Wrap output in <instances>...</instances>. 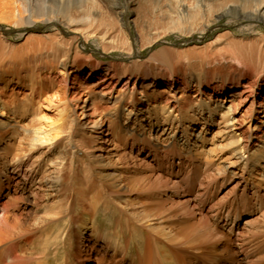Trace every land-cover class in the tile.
<instances>
[{
    "label": "rangeland",
    "instance_id": "rangeland-1",
    "mask_svg": "<svg viewBox=\"0 0 264 264\" xmlns=\"http://www.w3.org/2000/svg\"><path fill=\"white\" fill-rule=\"evenodd\" d=\"M126 1L120 0L118 10L122 12V17L119 24L130 36L131 51L121 48L122 35L118 33L117 26L112 30L111 37H115L118 43L104 44L83 31L68 29L57 20L37 19L33 25H18L13 23L12 18L3 19L2 14L12 6V2L21 6V0H0V71L10 77L23 61L28 62V66L41 65L42 62L33 61L32 57L35 53L47 52L49 56L44 63L51 69L49 75L46 70L37 72L46 87L39 100H30L27 88L18 89L20 93L17 90L12 92L13 88L6 91L4 99L8 109L4 111V120L18 122L19 126L31 131L37 130L38 140L40 133L45 135L47 130L50 135L57 133L59 127L54 120H57L58 111L48 104V100L56 102L53 98L58 95L59 73L65 66L68 71L71 66L109 63L145 68L149 65L159 67L160 60L166 59L171 66L178 68L188 52L199 53L197 61L207 56L215 40L222 38L218 46L221 50L231 40L238 43L243 37L264 35L262 23H254V33L246 30L242 33L245 22L229 16L218 19L206 31L193 21L182 22L177 17L172 20L169 18L172 13L170 7L175 8V0H136L134 7L126 6ZM186 3L192 13L195 3L192 0ZM101 5L100 15L111 14L110 20H114L112 8L105 1ZM142 27L145 33L141 31ZM145 29H149L150 33ZM139 31L148 36L142 37ZM231 33L234 36L230 37L231 40L227 39ZM250 63L249 68L257 65L252 61ZM258 64L257 69L261 72L264 60ZM222 65L224 63L218 64L216 60L212 68ZM64 78L67 79L65 84L70 86L74 76ZM99 102V99L90 100L88 109H85H93L97 103L102 106L103 103ZM73 103L70 104L71 114L77 120V128L83 116L82 110H75ZM159 115H163L162 112ZM119 121L122 124L125 122L122 112ZM82 123L86 133L96 135L94 140L91 139L93 150L97 155H103L104 162L92 163L89 167L82 164L81 158H85L86 153L74 129L67 131L68 134H61L62 139L54 144L55 147L36 143L26 153L24 148L27 145L25 140L22 141L21 129L14 135L7 133V129L0 133V179L4 180L13 173L23 175L26 172L27 176H31L25 181L26 185L18 188L17 194H12L20 199L13 202L7 210L8 214L5 213L10 222L17 217L11 229V239L18 243L19 252L21 247L27 250L31 264H66L67 258L68 264H89V261L82 260L79 248L83 239L91 236L94 225L99 232L93 242L102 252L106 264H169L170 261L177 264V259L182 264H229L234 248L243 249L242 253L251 257L252 264H264V176L260 167L250 172L248 169L243 171L240 165L231 164L229 158L233 148L221 149L226 142L219 140L218 127L210 128L204 139L199 135L202 127H195L194 133L189 135L196 143V146H191L194 155L190 158L192 160L183 159L181 163L179 145H166L163 150L153 147L154 137L165 128L163 122L158 125L144 123L142 133L133 137L126 133L119 136V131L108 130L106 122L95 128L85 119ZM155 128L160 129L159 134H156ZM166 132L169 134L171 130ZM69 134L72 137L67 138ZM6 135H11V139L5 138ZM166 137L169 136H160V139ZM103 138L108 142L102 143ZM132 140H135L133 147ZM63 153L67 161L58 193L46 190V187L41 192L39 188L46 186L60 172L57 164ZM26 154L29 155L25 156L19 171L18 165ZM70 158H73V164ZM115 174L122 177L123 188L113 186L110 177ZM59 205L70 210L68 218L66 214L56 217L54 209ZM74 205L91 206L93 219L86 222L85 216L79 215V207ZM221 209H224L222 216ZM236 210L240 219L234 221ZM67 220H71V226ZM131 223L139 229L133 237L130 236ZM69 231L71 237L65 242ZM231 234L234 235L232 239ZM235 235L239 237L234 244ZM117 236L125 237L124 248L116 247L114 241ZM27 240L32 241L31 248L26 245ZM167 250L173 251L174 255L164 253ZM26 253L22 254L25 256Z\"/></svg>",
    "mask_w": 264,
    "mask_h": 264
},
{
    "label": "bare ground",
    "instance_id": "bare-ground-1",
    "mask_svg": "<svg viewBox=\"0 0 264 264\" xmlns=\"http://www.w3.org/2000/svg\"><path fill=\"white\" fill-rule=\"evenodd\" d=\"M102 1H105L112 8L116 20H110L111 14L109 16L100 15ZM135 1L127 0L126 6L134 7L136 5ZM187 1L189 0H175V8L170 7L172 13L169 18L173 20L174 17H177L182 22L193 21L202 26V31L208 30L215 21L224 16L245 22V28L241 30L242 33L245 30L254 33L256 31L255 22L264 25V0H192L195 3L192 13L186 5ZM21 3V6H15V3L12 2V6L3 12L2 18H12L13 23L18 25H33L37 22V19L57 20L67 26L68 29L75 32L83 31L90 37L98 38L104 44L107 42L111 44L118 43L115 37H111L112 30L117 26L118 33L122 35L120 43L123 47L121 48L125 51L132 50L133 45L130 36L122 28V24H119L120 17H122V12L118 10L121 5L120 0H21ZM115 21H117L116 24ZM143 30L142 27L141 31L144 32ZM148 30L145 29L147 33H150ZM144 33H141L142 37L147 35ZM232 36H234L232 33L227 35V39ZM222 41L221 38L212 42L211 51L214 49V52L210 51L203 59L199 58V61L196 60L199 53L195 51L186 53L181 60L182 64L178 68L171 66L166 59L160 60L161 65L159 67L149 65L145 68H133L123 63H109L105 65L97 64L96 66H71L68 71L65 66L59 73L61 81L59 86L57 85L58 95L53 98L56 102L53 103L48 100V104H52V107L58 111L57 120L54 121L58 123L56 127L58 125L59 131L56 130L57 133L54 135L48 134V130L45 135L42 133L43 136L40 133L39 140L37 130H28L24 126H19L18 122L11 123L9 119L4 120L3 118L4 111L8 109L4 99L8 89L13 88L12 92L17 90L20 93L18 89L27 88L29 91L27 95L30 100H39L45 92L46 87H44L43 80L37 72L46 70L49 75L51 69H49L46 62L44 63V59L49 56V53L39 55L35 53L32 60L42 62L41 65L31 66L30 64L28 66V62L23 61L17 72L11 73L10 77L0 71V133L7 129V133L11 132L14 135L21 129L23 131L22 141L27 142H25L27 146L24 148L26 153V151L33 149L36 143L48 144L50 147L54 146L62 139L63 134H68L67 131H73L74 129L76 137L80 140L78 142H80L86 153V155L83 154L85 158H81L82 164L89 167L92 163L104 162L105 159L102 154L97 155L96 151L93 150L94 145L93 142L91 143V139L94 140L96 135L85 132L83 129L84 123H82L84 119L91 124L92 128L104 125L106 122L109 125L108 130L119 131V136L126 133L130 137L142 133L144 123L158 125L163 122L165 128L162 132H160V129L155 128L157 130L156 134H159V132L161 134L154 137L153 147L162 149L166 145L172 147H178L179 145L181 147V159L179 158L182 160L181 163L183 159L192 160L190 158L194 155L191 146H196V143L192 142L189 135L194 133L193 129L195 127L199 125L202 127V131L199 133L202 139L205 138L204 134L208 133L210 128L218 127L217 136H219V140L226 142V145L221 149L233 148V153L229 158L231 164L240 165L243 171L248 169L250 172L260 167L261 174L264 176V69L261 72L257 69L260 65L258 62L264 60V35L251 38L243 37L238 43L231 40L224 49L219 50L218 46L221 45ZM236 49L238 52L234 53L233 50ZM216 60L218 64L224 63V65L220 68H212ZM250 61L257 65L249 68ZM71 75L74 76V79L70 86H67L65 84L67 79L64 77H70ZM115 94L117 95L115 96ZM70 95H72L71 99L69 98ZM96 99H99L103 105L100 106L97 103L93 105V109L87 110L89 107L88 102ZM72 102L75 103V110H82L81 126L78 125L77 128L75 125L77 120L71 114L70 104ZM111 103L113 104L110 105ZM79 104H82V107H78ZM121 108L125 119L123 124L119 121ZM2 109L4 110L1 111ZM100 109L103 112H99ZM112 109L114 110L112 111ZM11 110H13V107H11ZM161 112L163 115H159ZM14 113H17V110H14ZM48 119L50 121V118ZM136 125L137 128H135ZM139 126L140 129H138ZM167 130H171L172 134H168ZM102 134L103 132H101ZM166 135L169 137L163 140L160 139V136L164 137ZM70 136L72 137V134H69L67 138ZM7 137L11 139V135H6L5 138ZM101 142L107 143L108 141L103 138ZM134 144L135 140H132V147ZM63 154L59 157L60 162L57 164L61 168L60 172L56 174L51 182L45 184L46 186L39 188L41 192L46 187V190L50 189L58 193L60 184L63 181L64 164L67 161V156L65 153ZM27 155L29 154L24 155L21 159L18 165L19 171ZM193 157L195 158V156ZM70 159L71 164H73V158ZM13 175L14 173L6 176L4 180L0 179V264H31L28 260L27 250L21 247L19 252L18 243L11 239L13 238L11 229L17 217L13 222L5 217V213L13 202L20 199L13 195L17 194L18 188L26 185L25 181L31 179V176L29 174L27 176L26 172L23 175L20 173ZM110 179L113 180L114 187L123 188L124 182L121 181V176L115 174ZM124 180L127 181V179ZM76 207H79V215L83 214L86 222L93 219L91 206L81 205ZM64 208L61 205L56 206L54 209L56 217H62L64 214L67 215V218L69 217L68 211L70 210L67 207ZM223 210L219 211L221 216L224 213ZM235 213L234 221L240 219L237 210ZM228 214H230V211ZM71 220H67L70 226ZM133 223L129 225L131 237L139 230ZM92 228L91 236L88 235L90 237L83 239V245H80L79 253H81L82 260L89 261V264H106L102 252L96 246V242H93L99 231L95 225ZM70 233L71 231L67 233L64 239L65 242L71 237ZM229 236L231 239L234 237L232 234ZM235 236L236 238L233 239L234 244L237 243L239 237ZM124 238V236L115 238L114 242H116L117 248H124L122 246ZM31 243L32 241L27 240L26 245L29 247ZM242 247L243 245H241ZM125 251L127 253V250ZM167 252L174 255L173 251L167 250L164 253ZM242 252L243 249L236 250L234 248L229 264H252L250 262L251 257ZM22 253H26V255L24 256ZM68 263L69 258L66 259V264ZM169 264H171V261ZM177 264H182V262L177 259Z\"/></svg>",
    "mask_w": 264,
    "mask_h": 264
}]
</instances>
